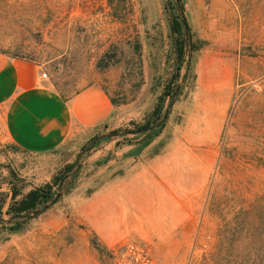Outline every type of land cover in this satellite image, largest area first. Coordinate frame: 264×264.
I'll list each match as a JSON object with an SVG mask.
<instances>
[{
    "label": "rangeland",
    "instance_id": "rangeland-1",
    "mask_svg": "<svg viewBox=\"0 0 264 264\" xmlns=\"http://www.w3.org/2000/svg\"><path fill=\"white\" fill-rule=\"evenodd\" d=\"M175 14L189 29L185 51L197 47L176 78ZM0 52L41 64L64 98L98 86L113 102L105 124L41 152L10 140L0 109V264H109L115 243L101 245L86 218L105 165L139 156L146 138L135 131L161 94L169 93L161 130L211 106L213 95L219 106L228 69L207 196L192 232L177 234L189 245L144 242L162 264H237L242 249L264 243V0H181L180 8L174 0H0ZM47 183L61 193L55 203L24 218L7 215L11 187L20 199Z\"/></svg>",
    "mask_w": 264,
    "mask_h": 264
},
{
    "label": "crops",
    "instance_id": "crops-1",
    "mask_svg": "<svg viewBox=\"0 0 264 264\" xmlns=\"http://www.w3.org/2000/svg\"><path fill=\"white\" fill-rule=\"evenodd\" d=\"M42 65L0 52V109L5 132L20 148L51 151L80 130L105 124L110 96L88 86L69 98L41 77ZM231 74L217 96L219 106H195L172 128L167 125L131 162L111 160L103 184L86 202L87 223L103 246L131 239L185 247L207 196L216 166ZM209 103V104H210ZM208 104V105H209Z\"/></svg>",
    "mask_w": 264,
    "mask_h": 264
},
{
    "label": "trees",
    "instance_id": "trees-1",
    "mask_svg": "<svg viewBox=\"0 0 264 264\" xmlns=\"http://www.w3.org/2000/svg\"><path fill=\"white\" fill-rule=\"evenodd\" d=\"M177 6H181V0H174ZM173 24L172 27L173 34L176 35V40L174 42L176 46V57H177V71L174 78H176L181 69L182 63L185 60L184 57L188 55V59L191 56V53L197 49L195 46H190L188 51L184 49V39L187 35V38L190 40L189 29L187 27L186 21L184 19H178V15H173ZM169 93H163L159 96L157 104L153 108L150 118L144 121V123L138 126V129L135 132L145 134L146 140L141 145L140 149H143L149 142L159 134L164 125L163 120V99ZM113 103V102H112ZM57 184V183H56ZM11 198L12 201L9 204V207L6 210L7 215L10 218H24L27 217V214L36 211L38 212V206L45 205L46 202L52 201L54 196L58 193L53 190L52 184H45L42 187L34 188L29 190L23 197L16 199V196L19 194L17 189L11 187ZM4 204L3 193L0 192V212ZM46 206V205H45ZM2 220V219H1ZM94 247L100 250V245L97 242L93 241ZM239 261L237 264H264V243L258 246H249L242 249L239 252Z\"/></svg>",
    "mask_w": 264,
    "mask_h": 264
},
{
    "label": "built area",
    "instance_id": "built-area-1",
    "mask_svg": "<svg viewBox=\"0 0 264 264\" xmlns=\"http://www.w3.org/2000/svg\"><path fill=\"white\" fill-rule=\"evenodd\" d=\"M46 76L45 72L41 77ZM111 261L109 264H162L150 251L144 241L127 240L110 247Z\"/></svg>",
    "mask_w": 264,
    "mask_h": 264
},
{
    "label": "water",
    "instance_id": "water-1",
    "mask_svg": "<svg viewBox=\"0 0 264 264\" xmlns=\"http://www.w3.org/2000/svg\"><path fill=\"white\" fill-rule=\"evenodd\" d=\"M179 88H180V86L178 85V86L176 87L175 92L173 93V96H175V94H176V92L179 90ZM166 117H167V110H166V112H165L164 115H163V118H166ZM61 183H62V182H60V185H61ZM60 195H61V193L58 192V193L54 196L53 200L51 201V204L55 203V202L57 201V199L59 198ZM35 213H36V211H33V214H35Z\"/></svg>",
    "mask_w": 264,
    "mask_h": 264
}]
</instances>
